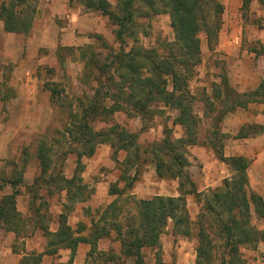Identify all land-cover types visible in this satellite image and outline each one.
<instances>
[{
    "label": "trees",
    "instance_id": "1",
    "mask_svg": "<svg viewBox=\"0 0 264 264\" xmlns=\"http://www.w3.org/2000/svg\"><path fill=\"white\" fill-rule=\"evenodd\" d=\"M37 1L8 0L6 2V0H0V23H2L3 31L10 34H27L34 20ZM202 1L117 0L116 7L113 8L106 0H77V3L87 12L98 11L108 17L117 26L115 37L121 43L124 42L126 34L130 37L133 35L132 29L129 30V28L135 22L134 3H144L147 6L148 12L145 15L153 16L169 12L175 42L161 54L138 49L125 53L121 47L119 53L115 55L109 51L103 60L95 57L93 53H89L88 47L81 48V56L85 61L86 69L82 82L89 84L86 77L88 78L90 73L95 71L99 76L106 75L105 81L108 84L105 85L98 81L99 86L93 89V94H85L82 98L78 97L73 105L72 103L68 105L67 117L70 126L64 132L68 134L70 140H73L72 142L81 146L77 153L76 174L71 180H66L59 174H53L50 171L51 159L47 155L54 151L49 147V142L44 141L37 150L41 168L40 178H35L34 185H41L43 182L42 185L50 188L66 190L69 193V199H71V192L73 194L78 192L80 195L87 193L82 185L77 184L80 183L77 176L80 165H82L80 159L82 156L91 157L99 144L112 142L116 144L118 150L127 152L125 165H139L141 155L149 156L156 166V173L159 177L178 179L179 189L183 194L195 192L194 184L183 174V168L190 164L186 160V149L198 144L195 130L197 119L186 108L185 91H180L178 95L177 92L183 81L186 80L182 87L186 85L187 80L191 79L195 67L200 63L199 40L197 39L200 29L197 25L199 22L195 11L197 8L199 9L197 4L200 5ZM208 2V4L211 3L214 16L210 27L212 34L209 33V39H211V37L217 36L220 24L217 17L219 13L223 12V7L211 0ZM249 2L250 0H243L242 8L246 9ZM94 38L102 42L101 36ZM169 79L171 80L170 91L167 90L170 84ZM222 84V90L224 88L222 92L225 96L222 101L224 114L225 112L244 110L250 104H264V81L260 82L255 90L239 95L233 93L225 81ZM56 94H58V90L52 89L51 99L53 102ZM231 94H234V97ZM107 101L111 102L109 106L106 105ZM155 103L179 110L178 117L174 119L173 124L183 128L182 138L174 139L171 130H164V137L159 142L142 149L137 143V135L126 132L118 124H110L107 129L98 131L94 130L92 126V123H97L96 121L100 120L108 124L112 121L114 113L122 112L128 117H140L143 120V128H146L153 119L152 105ZM262 132H264V124L247 125L240 129L236 138H247ZM65 134L63 133L64 136ZM215 154L232 171V177L230 180L224 181L223 187L205 195L203 208L198 218L196 262L197 264H210L209 260L204 258L208 254L204 244L207 243L206 239L210 236L204 222L209 220L214 223V233L221 240L223 250L227 251L225 263L221 264H233L232 262L235 261L237 264H242L239 254L241 246L256 248L259 242L264 243V230L258 231L250 224L253 216L256 219H264V200L259 195L247 190L246 170L249 162L246 158L225 157L221 149L219 151L215 149ZM25 166L15 165L22 173ZM22 173L17 180H5L0 185V189L5 184L11 185L12 188L10 195L0 198V229L4 228L10 231L18 225L16 197L19 195L17 187L22 184ZM129 180L126 185L128 189L133 186L136 176ZM50 188L47 191L51 193ZM73 189L77 191L75 192ZM125 191L111 188L110 192L118 194L119 197L101 213L98 223L94 224L90 238L75 236L76 233L65 224V216H61L60 227L56 233L51 234L46 228H43L44 235L49 238L47 254L53 255L61 248L69 249L74 255L79 243H89L92 246L89 253L91 258L95 252L98 253L96 251L97 241L112 234L120 244L124 256H135L139 264H142L141 250L145 246L160 249L159 235L162 234L169 219L173 222V235L190 236L191 222L184 205L179 200L155 197L149 201H135L130 197H121ZM120 197L125 199L120 201ZM121 203H131L136 207L139 229L130 227L128 217L131 208L127 210L125 209L127 206ZM97 213L99 212L97 211ZM83 229L84 227L81 226L79 230ZM16 234L18 233L16 232ZM128 236H132L133 240L129 241ZM39 259V256L34 257L32 264H38ZM107 259L112 260V257L107 256ZM21 264L29 263L25 259Z\"/></svg>",
    "mask_w": 264,
    "mask_h": 264
},
{
    "label": "rangeland",
    "instance_id": "2",
    "mask_svg": "<svg viewBox=\"0 0 264 264\" xmlns=\"http://www.w3.org/2000/svg\"><path fill=\"white\" fill-rule=\"evenodd\" d=\"M40 1H37V7ZM106 1L113 8L116 7L117 0ZM211 1L220 5H222V2H226L225 0ZM208 3V0H203L200 5L197 4L199 9H195V15L199 22L197 25L200 29L197 33L200 63L195 67L194 74L191 79L187 80L188 82H186L184 87L182 85L186 80L183 81L178 89L177 95L180 91H185L186 108L197 119L195 130L197 132L196 139L198 144L191 146V151L202 149L206 153L212 152L214 157H216L215 149L218 151L221 149L224 156L229 152V149L233 147L232 138L238 134L236 132L237 128L241 124L247 125V119H250V116L253 115V108L244 109L246 112L236 110L235 112H225L224 114L222 101L225 96L222 92L224 90V88L222 90V83L225 81L231 91L239 95L244 92H249L247 91V87L256 81H264V15L253 17L250 11H258L259 7H251L250 4H248L246 9H243L242 6L225 9V6L222 5L223 12L219 13L217 17L220 23L216 33L217 36L209 39V33L212 34L210 27L214 21V16L212 15L211 3ZM231 4L234 5L233 2ZM67 6L69 13L63 14L61 17L55 16L51 22L41 16L40 23H45L43 28L47 31L49 28L53 29L55 32L51 34L53 39L55 37L61 39L62 36L71 34L68 39H72L71 37H76V39L70 42L73 46L67 47H88L90 50L89 53H93L100 60H103L109 51L114 53V55L119 53L121 47L125 53L138 49L144 52L154 51L157 54H161L169 48V45L175 42L171 14L165 12L153 16L145 15L148 12V8L144 3H134L135 22L131 27L129 26V30L132 29L133 35L130 37L126 34L123 43L116 39L115 33L117 26L108 17L103 16L98 11L87 12L77 3V0H67ZM43 7H46V4ZM44 9V12L49 11L48 7ZM33 27L36 28V31H32V29L28 34H13L9 44H6L5 39V34L7 33L3 31V27L2 29L0 28V115L4 113L8 115L10 112L16 113L18 111V114H21L20 103L12 104L17 90L9 86L22 81L23 77H25L23 76L24 68L28 71L33 69V77H36L39 82L47 81L46 83L48 84L55 83L58 86V94L54 99V104L62 106L61 108L54 109L53 121L46 128V131L36 136L28 135L29 137L26 138L28 145H21L13 155L12 160L2 158L3 156H1L0 185L5 180L14 181L20 177L22 171L17 168L14 169L13 166L10 167L11 165H32L33 168L30 170H23L22 178H24V172L26 173L28 171H30L31 176L33 175L34 178H40V170L35 169L34 165H40L37 158V150L39 145L44 141L49 142V147L54 151L47 155L51 159L49 165H75L77 163V153L81 146L72 142V139H67L65 136L57 140V136H62L61 130L63 131L70 126V123L66 121L68 105L70 103L73 105L78 97L82 98L85 94H93V89L99 86L98 81L105 85L106 83L108 84L105 81L106 75L99 76L94 71L92 73L89 72L90 76L88 78L86 77V81L89 84L91 83L90 88L83 87L80 83L83 79V76H81L82 63L74 56L77 51H73L71 48H66L67 50L62 49V47L55 48L54 54L46 47H41L38 50L35 49V52H33L34 50L31 52V49L26 44L27 39L32 34H38L43 29L42 26L37 27L34 25ZM97 36L102 37V42L94 38ZM236 37L239 38L238 43L235 42ZM22 40H24L23 44ZM259 41H262V44ZM252 51L254 52L250 54L249 52ZM31 54H35L36 56L33 57ZM38 59L41 63L39 65H37ZM61 62H65V68H61ZM250 72H254L255 75L253 76ZM30 76L31 79V73ZM169 82L170 84L167 87L168 91L171 90L170 79ZM231 96L234 97V94H231ZM40 100L44 102L43 99ZM16 102L13 101V103ZM152 106L151 115L153 119L149 124L150 127L146 131L139 132L137 137L138 142L142 143L145 141L147 143V141H151L152 139L160 140L163 129L171 130L175 138L180 137L182 134V138L184 134L182 133L184 132L183 128L173 124L174 119L178 117L179 110L157 103ZM125 117L124 114L114 115L112 121L105 126V129L110 124L115 123L120 125L128 133L133 132L134 134V132H138L141 128L139 118L134 116L129 118ZM96 122L92 123L94 130L98 131L100 128L102 130L104 125H99V122ZM2 124L8 125L4 120L0 123V125ZM12 124L18 125L16 122ZM22 124H25V122ZM56 145H60L61 150L64 151L63 154L62 152L59 153ZM190 149L188 150L189 153ZM83 157L80 159L81 164L84 161L82 160ZM245 158L251 161L249 158ZM191 165L198 164L194 162ZM50 171L53 174L56 172L54 168ZM262 174L257 169L251 173L250 180L253 190L251 188L249 189L251 193L254 192L264 197V177ZM37 186H42V190L37 191ZM3 187L0 189V198L12 193L11 185H4ZM48 188L50 187L46 185H27L22 179V184L17 187L20 197H17L16 204L19 203L21 206H27L29 204V213L25 214L24 211L19 212L18 225L23 229L20 235H9L0 231V264L17 263L15 260H11L12 258H10L7 252L9 244H12L13 252H19L22 249L25 243V240L22 241V239L29 238L28 231L33 226L32 215L34 214V210L39 209L41 211L40 216H42L44 225H48L50 228L54 227L52 224H56V214L57 212L64 211V207H60L56 201L46 196ZM23 190L28 191L30 194V197L26 198L27 201L21 197ZM123 199L125 198H119L120 201ZM104 204L102 203L100 208L104 207ZM121 204H125L127 206L125 209L127 210L131 208L128 217L130 227L133 226V229H139V218L136 207L131 203ZM88 211L94 216L96 210L90 206ZM85 215H87L86 212ZM87 216H85V219H88ZM189 218L191 222L190 236L186 237L179 234L172 237L169 230L164 229L162 234L159 235L160 249L145 246L141 250L142 264H197L196 248L198 246L197 233L199 231V225L198 222H195L196 217ZM77 220V216L70 218L71 223ZM250 224L255 229L264 230V220L255 218L251 220ZM204 225L207 227L206 229L210 235L206 239L207 243L204 244L206 251H208V254L204 258L208 259L210 264H221L225 261L227 251L223 250L221 240L214 233V223L206 220ZM128 240H133L132 236H128ZM41 241L45 243L44 238L41 239L40 237L35 242L39 243ZM106 245L109 250L107 252H95V255L90 258L89 264H139L135 256H124L121 251V246L114 236L111 240H106ZM4 252L9 256H4ZM100 253H108L109 255H96ZM239 254L242 264H264V244H259L254 249L239 248ZM28 255L27 263L32 264L33 257L38 254L30 252ZM107 256L112 257V260H108ZM42 259L43 256L39 264H60L61 261H64V256ZM232 263L237 264L236 261Z\"/></svg>",
    "mask_w": 264,
    "mask_h": 264
},
{
    "label": "crops",
    "instance_id": "3",
    "mask_svg": "<svg viewBox=\"0 0 264 264\" xmlns=\"http://www.w3.org/2000/svg\"><path fill=\"white\" fill-rule=\"evenodd\" d=\"M226 2H222L221 4L225 6V9L229 8H238L242 6V0H225ZM233 2L234 5L231 3ZM46 4V7L43 5ZM249 4L252 6L259 7L258 11H250L253 14V17H259L264 15V0H250ZM49 8L48 12H44V8ZM40 12V14H39ZM255 12V14H254ZM68 14V6L67 0H41L39 6L37 7V13L35 14L32 26L29 32L36 31V28L33 27L34 25L37 27L45 26V23H40L42 17L48 19L47 21H52L53 17L58 16L61 17L63 14ZM252 16V15H251ZM33 27V28H32ZM0 28L2 29V24L0 23ZM28 32V33H29ZM27 33V34H28ZM35 33V32H33ZM55 33L53 29L49 28L48 31L46 29H42L38 32V34H32L31 37L27 39V47L35 52V49L46 47L50 50L51 53L54 54L55 48H60L67 50L66 48H71L73 51H77L75 58L79 60L81 65V76L84 75L85 69V62L81 56V47H67L73 46L70 42L75 41L76 37H71V34H67L62 36L61 39L52 38L51 34ZM13 34L7 33L5 34L6 44H9L11 37ZM264 38V37H263ZM54 40V41H53ZM59 40V42H58ZM258 40V39H255ZM24 40H22L23 44ZM235 42H239V38H235ZM260 42V41H259ZM262 42V41H261ZM260 42V43H261ZM264 42V41H263ZM262 44V43H261ZM264 45V44H263ZM66 46V47H65ZM61 49V50H62ZM72 51V52H73ZM58 52V50H57ZM250 54L253 53L249 52ZM35 57V54H31V56ZM41 64L39 59L37 60V65ZM61 68H65V62L60 64ZM27 67V66H26ZM37 68V67H36ZM23 70V79L20 82H16L15 84L10 85L9 87L14 88L17 90L15 97H13V101H17L16 103L12 104H19L21 106L20 111L21 114L12 113L10 112L8 115L1 114L0 115V123L4 120L8 125H0V158H6L8 160H12L13 155L18 151L21 145L27 146L28 143L26 138L29 136H36L42 134L46 131V128L49 124L53 121V111L56 108H61L58 105H55L51 99L52 89L57 90V85L55 83L48 84L45 82H39L36 77H33L34 70L31 71ZM28 69V68H27ZM25 73V75H24ZM30 73L32 74V78L30 79ZM253 76L255 75L254 72H250ZM256 81L255 83L251 84L247 87V91L255 90L259 83ZM41 83V84H40ZM83 87L90 88V84H86L85 82H80ZM40 86V87H39ZM8 87V88H9ZM246 89V88H245ZM44 91V92H43ZM57 95V94H56ZM49 96V97H48ZM56 97V96H55ZM40 99H43L44 102H41ZM19 102V103H18ZM47 103V104H45ZM50 103V104H49ZM111 104L110 101H107V106ZM248 109L253 108V115L250 116V119H247L248 124H257L263 125L264 124V104H250ZM246 112V110H241ZM117 114H124L122 112H116L114 115ZM113 115V116H114ZM125 115V114H124ZM129 118L127 115H125ZM125 117V118H126ZM138 117V116H134ZM113 118V117H112ZM141 122V128L138 132H134V134L139 135V132H143L148 130V127L143 128V120L138 117ZM66 121L68 122V117H66ZM18 123V125L12 123ZM25 122V124H22ZM4 125V126H3ZM99 125H104L102 129H105L107 125L104 121L100 120ZM246 124H241L236 130L238 133L240 129L245 126ZM246 125V126H247ZM176 127V126H175ZM179 127V126H178ZM101 129V128H100ZM99 129V130H100ZM182 132V131H181ZM63 133L65 134L64 130H61V134L57 136V140L63 138ZM133 133V132H130ZM164 129L162 131V138L164 137ZM183 133V132H182ZM25 135V136H24ZM29 135V136H28ZM46 135V134H45ZM237 135V134H236ZM236 135L232 138L233 147L229 149V152L225 155V157H247L251 161H249L248 168L246 170L247 174V190L249 192L252 187V182L250 180V175L254 170H260L264 177V132L259 133L257 135L249 136L247 138H236ZM141 136V135H140ZM139 136V139H140ZM172 136L175 138L174 133L172 132ZM65 137L69 139L68 134H65ZM161 138V139H162ZM160 139V140H161ZM153 140V139H152ZM145 141L138 142L139 146L144 149L149 147V145L153 143H157L160 140H153V141ZM145 144V145H144ZM56 148L60 152H64L61 150L60 145H56ZM56 149V150H57ZM188 147L185 151L186 160L190 163L189 165L183 168V174L188 177L189 181L194 184L195 192L188 194V193H181L179 189V180L176 178H161L156 173V166L150 160L149 156H140L139 165H125V161L127 159V152L124 150H118L115 143L112 142H105L103 144H99L95 152L91 157L84 156L82 158V165H80V171L78 172L77 176L80 179V184L86 190L87 193L78 194L73 192L70 193L71 199H69V193L66 190H57L54 188L51 189V193L46 191V196L50 197L51 200L57 202V205L60 207H64V211L57 212L56 214V224H52L54 227H48V225H44L42 221V216H40L41 211L39 209L34 210L33 216V226L31 227L29 232V238H23L22 241L25 243L23 244L22 249L19 252H13V246L10 243L8 253L10 255L11 260H15L16 264H21V262L25 261L29 257L30 252H35L38 255H33L34 257L39 256L40 259L43 256L45 258H57L59 256H64V261H61L60 264H89V253L92 250V246L89 243H79L76 247L74 255L71 254L69 249H58L57 252L53 255L47 254L49 238L44 235L43 228H46L47 231L51 234H54L58 231L60 227V219L61 216H65V224L71 228L76 234L75 236H80L84 238H90V235L93 233L94 224L98 223L99 216L101 213L111 204L113 203L119 195L116 193H111V188L118 189L119 191L126 190L121 197H130L135 201H149L154 199L155 197H163V198H175L179 200L185 207L187 214L189 217L194 218L196 217V223L198 222V218L200 217L205 194L216 191L223 187V183L225 180H230L232 177V171L229 167L221 162L217 157H214L213 153H206L202 149L192 150L190 149V153ZM142 152V150H141ZM189 153V154H188ZM244 157V158H245ZM146 161H144V160ZM197 163L198 165H191V163ZM68 163V160H67ZM16 168L15 165H11L10 167ZM51 169L54 168L56 171L55 174H59L60 177H63L66 180H71L73 176L76 174L77 165H51ZM35 169L40 170V165H34ZM32 165H26L25 170H30ZM34 174V173H33ZM136 176V180L133 183V186L128 189L126 188L127 182L129 179H133ZM36 178V177H35ZM34 176H31L30 171L24 172L23 182L27 185H32L34 180ZM43 183V182H42ZM41 183V185H42ZM9 185V184H5ZM8 187V186H7ZM5 188V187H3ZM253 190V188H251ZM42 190V186L39 188L37 187V191ZM73 191H77L73 189ZM89 193V194H88ZM254 193V192H253ZM38 194V193H37ZM257 194V193H255ZM259 195V194H257ZM262 200L264 197L259 195ZM17 197H20L19 195ZM16 197V201H17ZM21 197L29 198L30 194L28 191L23 190ZM27 201V199H26ZM104 204V207L102 206ZM64 204V205H63ZM92 206L95 208V214L88 211V208ZM23 207V208H20ZM16 211L18 213V217L20 216L19 212H23L25 214L29 213V204L26 206H21L16 204ZM97 211L100 213H97ZM85 212L87 215H85ZM74 216L78 217V220L75 222H70V218ZM85 216L88 219H85ZM80 218V219H79ZM85 219V221H83ZM190 219V218H189ZM252 219H255L253 216ZM251 219V220H252ZM264 220V219H261ZM84 227L82 231L79 229ZM165 229L169 230L172 237L173 235V222L169 219L167 226ZM22 228L17 225L14 227L13 230L7 231L4 228L0 229L9 235H20L22 232ZM258 231H263L259 230ZM80 231V232H79ZM26 232V231H25ZM27 233V232H26ZM38 237L41 239L44 238L42 242H35ZM19 238V239H21ZM113 235L111 234L109 237L101 238L96 243V251L98 252H107L109 249L106 245V240H111ZM259 244H264L263 242H259ZM256 246V247H257ZM250 248L247 246H241L240 249ZM254 249V248H250ZM103 250V251H102ZM4 256H9L4 252ZM33 257V258H34ZM40 259L38 264L40 263ZM42 259V260H43ZM28 260V259H27ZM42 264V263H41Z\"/></svg>",
    "mask_w": 264,
    "mask_h": 264
}]
</instances>
